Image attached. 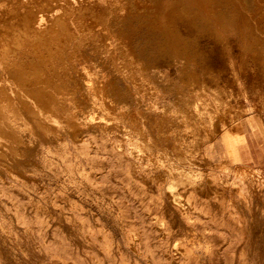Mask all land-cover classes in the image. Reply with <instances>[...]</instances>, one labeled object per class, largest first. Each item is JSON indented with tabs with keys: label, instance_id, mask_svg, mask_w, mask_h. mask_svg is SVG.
<instances>
[{
	"label": "rangeland",
	"instance_id": "rangeland-1",
	"mask_svg": "<svg viewBox=\"0 0 264 264\" xmlns=\"http://www.w3.org/2000/svg\"><path fill=\"white\" fill-rule=\"evenodd\" d=\"M241 10L189 61L106 72L77 137L0 155V264H264V9Z\"/></svg>",
	"mask_w": 264,
	"mask_h": 264
},
{
	"label": "bare ground",
	"instance_id": "bare-ground-1",
	"mask_svg": "<svg viewBox=\"0 0 264 264\" xmlns=\"http://www.w3.org/2000/svg\"><path fill=\"white\" fill-rule=\"evenodd\" d=\"M263 5L264 0H0V155L26 154L31 140L59 138L66 121H80L73 127L77 137L79 126L89 125L90 108L113 106L115 85L102 81L106 72L141 78L144 56L157 52L189 61L194 35L229 23L225 15L239 7L250 14ZM157 43L161 50L149 48ZM132 81L138 89L143 85ZM184 172H173L171 179Z\"/></svg>",
	"mask_w": 264,
	"mask_h": 264
}]
</instances>
